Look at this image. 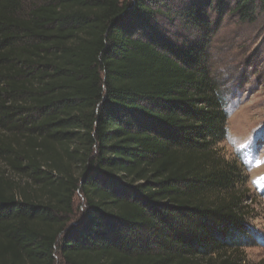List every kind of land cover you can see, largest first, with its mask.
Listing matches in <instances>:
<instances>
[{
    "label": "trees",
    "instance_id": "1",
    "mask_svg": "<svg viewBox=\"0 0 264 264\" xmlns=\"http://www.w3.org/2000/svg\"><path fill=\"white\" fill-rule=\"evenodd\" d=\"M264 0H0V264H241L211 47ZM80 195L81 206L76 207Z\"/></svg>",
    "mask_w": 264,
    "mask_h": 264
},
{
    "label": "rangeland",
    "instance_id": "2",
    "mask_svg": "<svg viewBox=\"0 0 264 264\" xmlns=\"http://www.w3.org/2000/svg\"><path fill=\"white\" fill-rule=\"evenodd\" d=\"M211 61L226 84L230 110L227 137L216 147L246 177L245 218L258 235H249L254 242L242 247L240 261L264 264V13L255 24L225 18L211 47Z\"/></svg>",
    "mask_w": 264,
    "mask_h": 264
}]
</instances>
